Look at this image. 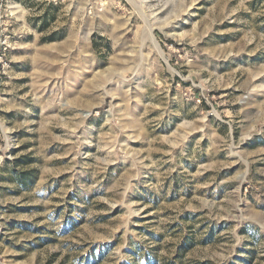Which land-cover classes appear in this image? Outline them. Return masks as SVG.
Masks as SVG:
<instances>
[{
  "label": "rangeland",
  "instance_id": "rangeland-1",
  "mask_svg": "<svg viewBox=\"0 0 264 264\" xmlns=\"http://www.w3.org/2000/svg\"><path fill=\"white\" fill-rule=\"evenodd\" d=\"M0 264H264V0H0Z\"/></svg>",
  "mask_w": 264,
  "mask_h": 264
},
{
  "label": "trees",
  "instance_id": "trees-1",
  "mask_svg": "<svg viewBox=\"0 0 264 264\" xmlns=\"http://www.w3.org/2000/svg\"><path fill=\"white\" fill-rule=\"evenodd\" d=\"M55 39V37L54 36H49L48 38H46V40L48 41V40H54ZM14 173H15V177L16 178H19L18 179V181H19V185L20 186H24V185H26L27 184V181H29V179H30V175L31 174H29V173H27V172H18V171H16V170H14ZM31 180V179H30Z\"/></svg>",
  "mask_w": 264,
  "mask_h": 264
}]
</instances>
